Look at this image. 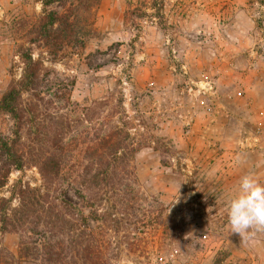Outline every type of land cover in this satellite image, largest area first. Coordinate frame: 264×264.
I'll return each mask as SVG.
<instances>
[{
	"label": "rangeland",
	"instance_id": "rangeland-1",
	"mask_svg": "<svg viewBox=\"0 0 264 264\" xmlns=\"http://www.w3.org/2000/svg\"><path fill=\"white\" fill-rule=\"evenodd\" d=\"M86 5H50L77 30L47 46L31 41L39 0H0V95L22 71L18 47L30 45L49 78L67 86L74 109L90 105L88 115L117 120L130 133L139 193L149 197L153 216L162 214L169 226L175 220L183 232L129 216L119 233L108 230L104 264H264V234L241 243L229 230L225 203L244 174L264 182V0ZM72 117L76 132L89 130ZM11 127L0 111V134ZM18 179L42 183L27 164L11 170L0 195L8 197ZM62 183L66 197L80 203ZM7 228L0 231V264H40L41 226Z\"/></svg>",
	"mask_w": 264,
	"mask_h": 264
},
{
	"label": "trees",
	"instance_id": "trees-1",
	"mask_svg": "<svg viewBox=\"0 0 264 264\" xmlns=\"http://www.w3.org/2000/svg\"><path fill=\"white\" fill-rule=\"evenodd\" d=\"M39 1L42 10L31 26L32 42L57 45L68 33L76 34L69 15L50 9L64 0ZM84 1L88 9L100 0ZM17 55L22 63L20 76L11 78L0 95V111L12 120L10 134H0V189L11 170H22L27 164L36 166L42 183L31 187L18 179L8 197L0 195V231H7L8 225L15 231L18 223L27 221L36 230L41 226L37 232L42 237L40 264H104L108 230L119 233L129 216L137 223L151 216L164 229L178 228L182 233L175 220L169 226L162 214L153 216L149 197L139 193L131 164L137 146H129L130 133L117 120L105 123L100 113L88 115V110L93 111L90 105L76 104L74 109L67 86L61 90L57 76L49 78L30 45H20ZM74 113L89 130H74ZM63 181L80 203L66 197ZM124 208L132 213L124 216ZM53 232L57 234L50 236Z\"/></svg>",
	"mask_w": 264,
	"mask_h": 264
},
{
	"label": "clouds",
	"instance_id": "clouds-1",
	"mask_svg": "<svg viewBox=\"0 0 264 264\" xmlns=\"http://www.w3.org/2000/svg\"><path fill=\"white\" fill-rule=\"evenodd\" d=\"M225 203L229 230L240 237L241 243L252 242L258 234H264V182L253 172L240 178Z\"/></svg>",
	"mask_w": 264,
	"mask_h": 264
}]
</instances>
